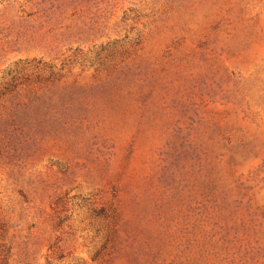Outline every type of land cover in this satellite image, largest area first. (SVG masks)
<instances>
[{
    "label": "rangeland",
    "instance_id": "1",
    "mask_svg": "<svg viewBox=\"0 0 264 264\" xmlns=\"http://www.w3.org/2000/svg\"><path fill=\"white\" fill-rule=\"evenodd\" d=\"M0 264H264V0H0Z\"/></svg>",
    "mask_w": 264,
    "mask_h": 264
}]
</instances>
